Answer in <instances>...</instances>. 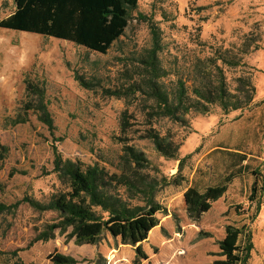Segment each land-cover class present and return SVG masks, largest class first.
Masks as SVG:
<instances>
[{
    "label": "rangeland",
    "instance_id": "obj_1",
    "mask_svg": "<svg viewBox=\"0 0 264 264\" xmlns=\"http://www.w3.org/2000/svg\"><path fill=\"white\" fill-rule=\"evenodd\" d=\"M13 11L12 0H0V20ZM138 12L152 15L157 22L165 47L162 57L168 66L172 56L180 60L207 54V48L193 44L195 37L207 44L226 46L256 26L262 35L261 51L246 58L255 69L256 95L249 109L228 115L218 108L206 116L190 113L184 127L166 119L153 124L161 134L168 130L174 135L180 144L179 158L189 155L179 172L178 161L165 160L149 142L138 139L143 128L142 104L134 99L128 107L134 116L130 122L135 123L134 133L125 136L128 142L140 148L163 176L172 178L179 173L184 178L180 186H165L156 193V200L168 211V215L157 217L167 223L157 231L162 242L155 241L152 235L142 245L148 256L144 264H214L222 260L217 256V242L228 224L249 226L253 251L248 264H264V0H139ZM150 42L148 25L134 19L105 55L62 40L0 29V145L8 149L0 161V203L9 205L24 196L44 202L51 193L63 189L55 174L43 176L52 170V146L63 159L85 164L115 163L121 149L117 138L125 102L103 96L101 89L126 86L123 72L132 57L148 48ZM74 75L94 79L99 86L83 89ZM232 76L227 73L228 78ZM26 78L44 82L55 126L53 136L31 113L27 123L12 125L28 98ZM173 80L168 76L164 82L171 87ZM242 156L245 161L239 165ZM239 166L247 167L237 171ZM231 172L236 177L218 203L211 206L210 212L219 210L217 220L208 213L198 223H192L186 216L184 190L190 186L200 190L214 186ZM254 180L256 189L263 191L251 202ZM257 200L260 211L250 223ZM55 218L54 213H37L27 204L0 215V263L20 260L52 264L51 257L60 254L74 258L78 264H93L91 261L100 254L107 264H132L133 248L109 234L96 246L75 245L58 233L53 240L30 245L35 230Z\"/></svg>",
    "mask_w": 264,
    "mask_h": 264
},
{
    "label": "trees",
    "instance_id": "obj_2",
    "mask_svg": "<svg viewBox=\"0 0 264 264\" xmlns=\"http://www.w3.org/2000/svg\"><path fill=\"white\" fill-rule=\"evenodd\" d=\"M12 1L14 11L0 20V29L66 41L102 55L118 43L131 19L148 25L150 46L129 61L127 70L123 72L127 85L113 90L101 89L103 96L125 102V109L119 117L120 136L117 138L121 149L115 163L85 164L79 160L63 159L56 146H52V170L44 172L43 176L55 174L63 189L51 193L44 202L24 196L9 205L0 203V215L15 212L21 204H27L37 213L55 214V219L35 230L30 245L53 240L58 233L75 245L96 246L109 234L120 244L133 248L132 264H144L148 256L142 243L159 225L157 214L168 215L167 209L156 200V193L165 186H180L184 178L179 173L172 178L163 176L140 148L128 142L125 136L134 133L132 127L135 124L130 122L134 116L128 112V107L134 99L142 104L143 128L138 139L149 142L165 160L178 161L179 172L189 155L179 158L180 144L174 140V135L168 130L161 134L153 124L166 119L184 127L190 113L206 116L218 108L223 115H228L249 109L255 99L256 86L253 81L255 69L249 66L246 58L262 49L259 29L254 27L240 36L236 43L226 46L207 44L195 37L193 44L200 49L207 48V54L183 57L181 61L172 56L173 62L168 66L162 57L165 47L161 30L152 15L138 12L139 0ZM161 15L164 17L163 13ZM227 73L233 76L228 78ZM168 76L174 77L171 87L164 82ZM74 79L86 90L99 86L94 79L78 75H74ZM25 85V96L29 99L24 102L22 113L17 114L12 125L27 123L28 113H31L53 136L55 126L48 109L44 82H32L26 78ZM7 152V147L0 145V161ZM239 161L241 165L245 157H240ZM243 168L239 166L237 171ZM235 177L236 174L231 172L220 183L202 190L188 187L184 192L187 218L198 223L212 204L224 196ZM256 188L257 180H254L250 188L251 202L257 198L258 192L263 191V188L259 191ZM257 201L250 223L260 211V202ZM217 246V256L224 259L214 264H248L253 251L249 226L225 225L224 237ZM50 261L52 264H78L74 258L60 254L53 255ZM91 262L107 264L100 254ZM0 264L27 263L16 260Z\"/></svg>",
    "mask_w": 264,
    "mask_h": 264
},
{
    "label": "crops",
    "instance_id": "obj_3",
    "mask_svg": "<svg viewBox=\"0 0 264 264\" xmlns=\"http://www.w3.org/2000/svg\"><path fill=\"white\" fill-rule=\"evenodd\" d=\"M259 51H261V50H259ZM259 51H257V52H255V54H257ZM188 188V187H187ZM186 188V189H187ZM185 189V190H186ZM185 190H184V192H185ZM184 192H183V202H184ZM221 199V198H220ZM218 201H219V199L217 200V201H215L216 203H218ZM184 205H185V202H184ZM219 209H221L220 207H219ZM212 210V208H210V210L207 212V213H205V215L206 214H208V213H211L212 214V218H214V220H217L216 219V215H217V213H219L218 211L217 212H215V213H212V212H210ZM185 211H186V209H185ZM158 215V214H157ZM218 217H219V215H217ZM203 217H204V215H203ZM159 219V218H158ZM218 220H219V218H218ZM167 223V220H165L164 222L162 221V220H160L159 219V225L158 226H156L155 228H153L151 231H150V233H149V235H148V237H150V236H152L153 235V237L155 238V241H157V242H162L161 240H160V238L158 237V235H157V231H158V229L159 230H161V228H164V225ZM223 237H224V233H223ZM222 237V238H223ZM221 238V239H222ZM149 239V238H148ZM147 239V240H148ZM220 239V240H221ZM146 242V241H145ZM145 242H143L142 243V245H144V243ZM143 247V246H142ZM219 250V249H218ZM218 254V253H217ZM219 257V256H218ZM224 258L222 257V260H223ZM221 261V260H220Z\"/></svg>",
    "mask_w": 264,
    "mask_h": 264
}]
</instances>
